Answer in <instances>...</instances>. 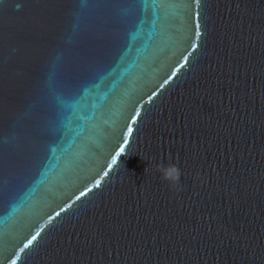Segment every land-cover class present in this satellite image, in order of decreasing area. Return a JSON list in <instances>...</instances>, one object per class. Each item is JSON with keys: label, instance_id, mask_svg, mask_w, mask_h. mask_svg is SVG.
<instances>
[{"label": "water", "instance_id": "1", "mask_svg": "<svg viewBox=\"0 0 264 264\" xmlns=\"http://www.w3.org/2000/svg\"><path fill=\"white\" fill-rule=\"evenodd\" d=\"M152 2L0 0V264H264V0Z\"/></svg>", "mask_w": 264, "mask_h": 264}, {"label": "snow or ice", "instance_id": "2", "mask_svg": "<svg viewBox=\"0 0 264 264\" xmlns=\"http://www.w3.org/2000/svg\"><path fill=\"white\" fill-rule=\"evenodd\" d=\"M196 3L199 4V0H196ZM130 7H136V6H140V7H143L144 9H147L149 7L153 8L154 7V4L152 2V0H130V4H129ZM197 15H199L197 13ZM197 34L199 35V32H197ZM193 47L195 48L196 45H193ZM165 83H167V81H165ZM131 131V129H129V132ZM125 143H128V141L126 140ZM125 151L124 147L121 146L119 151L117 152V155H119L120 152H123ZM117 162L116 160V156L114 155L112 157V162L111 164L109 165V167H112V165H114L115 163ZM81 195H83V193H81ZM36 239L35 236L32 237L31 240H29L27 242V244H25V248H27L30 244H32V242ZM3 251L5 250H0V255H3ZM13 264H15V261H13Z\"/></svg>", "mask_w": 264, "mask_h": 264}, {"label": "clouds", "instance_id": "3", "mask_svg": "<svg viewBox=\"0 0 264 264\" xmlns=\"http://www.w3.org/2000/svg\"><path fill=\"white\" fill-rule=\"evenodd\" d=\"M157 169L165 180H168L173 184L180 181L181 171L175 163L164 164L161 162L157 164Z\"/></svg>", "mask_w": 264, "mask_h": 264}]
</instances>
